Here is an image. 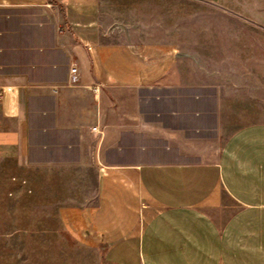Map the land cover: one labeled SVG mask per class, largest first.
<instances>
[{
    "label": "crops",
    "instance_id": "crops-1",
    "mask_svg": "<svg viewBox=\"0 0 264 264\" xmlns=\"http://www.w3.org/2000/svg\"><path fill=\"white\" fill-rule=\"evenodd\" d=\"M102 10L0 0V172L53 171L82 192L92 178L62 217L101 264H264V122L241 117L247 92L188 72L179 44L119 40Z\"/></svg>",
    "mask_w": 264,
    "mask_h": 264
},
{
    "label": "rangeland",
    "instance_id": "rangeland-1",
    "mask_svg": "<svg viewBox=\"0 0 264 264\" xmlns=\"http://www.w3.org/2000/svg\"><path fill=\"white\" fill-rule=\"evenodd\" d=\"M102 22L121 41L179 44L188 72L243 86L241 117L264 122V0H103ZM50 172H0V264H101L103 246L62 217L63 206L92 199L93 179L82 192L75 178Z\"/></svg>",
    "mask_w": 264,
    "mask_h": 264
},
{
    "label": "built area",
    "instance_id": "built-area-1",
    "mask_svg": "<svg viewBox=\"0 0 264 264\" xmlns=\"http://www.w3.org/2000/svg\"><path fill=\"white\" fill-rule=\"evenodd\" d=\"M70 81L68 86H77L80 83V79H79V70H78V66L77 65H73L70 69ZM2 94L0 93V98H1Z\"/></svg>",
    "mask_w": 264,
    "mask_h": 264
}]
</instances>
